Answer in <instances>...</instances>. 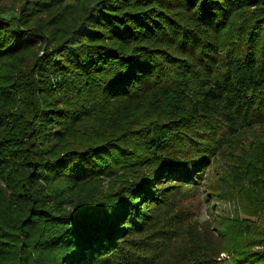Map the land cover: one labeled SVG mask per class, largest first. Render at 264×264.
<instances>
[{
    "label": "trees",
    "instance_id": "trees-1",
    "mask_svg": "<svg viewBox=\"0 0 264 264\" xmlns=\"http://www.w3.org/2000/svg\"><path fill=\"white\" fill-rule=\"evenodd\" d=\"M12 1L0 264H264V0Z\"/></svg>",
    "mask_w": 264,
    "mask_h": 264
},
{
    "label": "rangeland",
    "instance_id": "rangeland-1",
    "mask_svg": "<svg viewBox=\"0 0 264 264\" xmlns=\"http://www.w3.org/2000/svg\"><path fill=\"white\" fill-rule=\"evenodd\" d=\"M5 4V6L10 7V9L13 8V12H9L7 14L4 15V17L6 18H15L19 12H18V8L13 4L12 0H0V5ZM73 4V0H66L65 1V6H71ZM15 8V9H14ZM0 125H1V120H0ZM225 173H227L230 176H233V173L231 170L229 169H225L224 171ZM220 173V171L218 170L217 174L214 171V169H211L208 172V178H209V183L212 185H217L219 183V180H217L218 178V174ZM208 188L205 187V190H203V192L201 193V201L202 204L201 206L197 209V213L196 216L194 218H192L193 220H189L188 224H193L195 223L197 226H204L207 223H213L215 220V217L218 218H229V219H234V218H245L242 214H240L239 210L236 209V206L233 204V201L230 199H217V198H209L210 199V203L207 204V202L204 200L206 198V194L207 193ZM207 199V198H206ZM208 201V200H207ZM212 206L213 209H212ZM212 210V211H211ZM212 213H216V214H212ZM220 258L226 259V254H220Z\"/></svg>",
    "mask_w": 264,
    "mask_h": 264
}]
</instances>
